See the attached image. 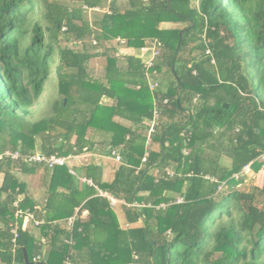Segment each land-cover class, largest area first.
<instances>
[{
  "label": "trees",
  "instance_id": "1",
  "mask_svg": "<svg viewBox=\"0 0 264 264\" xmlns=\"http://www.w3.org/2000/svg\"><path fill=\"white\" fill-rule=\"evenodd\" d=\"M117 1L0 0V264H264V177L237 189L264 166V0ZM113 150L109 180L70 166ZM38 152L66 164L23 159Z\"/></svg>",
  "mask_w": 264,
  "mask_h": 264
},
{
  "label": "rangeland",
  "instance_id": "2",
  "mask_svg": "<svg viewBox=\"0 0 264 264\" xmlns=\"http://www.w3.org/2000/svg\"><path fill=\"white\" fill-rule=\"evenodd\" d=\"M119 5L120 6H124V4L122 2H120ZM83 9H84L85 17L89 21H92V19L94 18V16L96 14H97V16H101L102 13L105 11V10H103L101 8H99L96 11L95 10H92V9L85 8V7ZM184 25H185L184 23H179V24H175L174 26L182 27ZM170 26H171V24H170ZM61 44L62 45H68L70 47H73L72 42H69V41H63V40H61ZM112 45L117 48V53L116 54H117V57H119V59L121 61H124L125 54H127L128 52H133L134 51V50H130V49L123 48L121 46L119 47V45H116L115 43H112ZM77 47L78 46H75V48H77ZM104 47H108V46L106 44H104L102 46V48L99 49V51L100 50H103ZM89 50L90 51H93V49H89ZM111 53L114 54L113 51ZM104 64H105V58L102 57V56H97V57H95V58H93V59H91L89 61V67L91 68V70L93 71V73H95L96 75H101L102 74ZM55 87H56V79H55V76L52 75V76H50L46 80L45 92H49V90H51V89L53 90V89H55ZM43 98H45V97L43 96L41 98V100L39 101V103H42L43 102V100H44ZM118 120L120 121V119H118ZM90 155H91V153H85V154H82L80 156V159L71 160L70 166L72 164L81 165V164H86V163L90 162ZM261 157L259 158V160L263 161L264 159L261 158ZM109 161H110L109 162V165L112 168L117 163L115 160L114 161L113 160H109ZM228 162H229V159L227 157L223 156L222 157V163L223 164H227ZM244 175H245L244 176L245 180L243 181V183H241V184H239L237 186V189H240L241 191L250 190L253 184L254 185H261L262 184L263 177H264V166H262V169H260V171L258 173H255V172L253 173L252 171H250V172H248V174L245 173ZM31 176L29 177V179H28L27 176H24L23 179L29 180L28 182L31 184L36 179V176H40V175H39L38 172L35 171L34 174L31 175ZM113 208L115 209V212L117 213V215H119L118 219H119L120 225H124L125 224V221H124V218H123V215H122V211H121L120 204L119 203L114 204L113 205ZM84 214L86 215V212H84ZM85 215H84V217H85Z\"/></svg>",
  "mask_w": 264,
  "mask_h": 264
},
{
  "label": "built area",
  "instance_id": "3",
  "mask_svg": "<svg viewBox=\"0 0 264 264\" xmlns=\"http://www.w3.org/2000/svg\"><path fill=\"white\" fill-rule=\"evenodd\" d=\"M84 7L88 8V9L95 10V11L99 9V7H92V8H89L87 6H84ZM117 41L122 42V40L120 38H117ZM146 54H149V55L146 56ZM155 54H156V50H155V47L153 45H151V47L150 46L149 47H142L140 49V56L143 58V62L145 64H147V65L151 64V61H152V59H153ZM156 125L157 124H156L155 120H152V124L150 125L149 130H148L149 134L151 132L155 131V126ZM148 141H149V139H148ZM147 155H148V152H145L144 156L142 157V161L143 162L146 161ZM18 156H19V154L17 152L12 154L13 158L14 157H18ZM261 156L260 157L264 159V154L261 155ZM110 158L114 159L116 162L120 161V159H121L120 156L114 150L112 151V154H111ZM23 159L26 160L27 162H31V161L42 162L43 161V162H45V164L48 167H52L54 165H64V164H66V159L64 157H56V156L45 157L39 152L35 153V154H31V155L25 156V157H23ZM250 166H251L250 163L245 165L243 167L241 173H244V174L248 173L250 171ZM167 173L171 174L170 171H167ZM235 176H237V175H235ZM205 178H207V179H209L211 181H217L216 178L210 177L208 175L205 176ZM83 180H85L88 183L92 184L91 180H86V179H83ZM99 194L101 196H104V197L108 198L110 200V203H111L112 206L114 204H117V203H124V201L114 198L113 196H111L110 194H108L105 191L99 190ZM182 201H183L182 197H178L177 202H182ZM134 205L136 206V204H134ZM20 213H21L20 210L17 211L16 212V216L19 215ZM24 213L25 214L23 215V221H24V223H26L27 221L32 219V213L30 211H26ZM20 216H22V215H20ZM74 219H75L74 216H72V217L67 219L66 223H67V225L69 227H72ZM24 223H23V225H25ZM39 223H40V221L35 222V224H39ZM17 229H18V225L17 224L11 228V232L13 233L14 238H16V236H17ZM14 238H13V241H14ZM33 262H35V259H33ZM66 264H69V262H66Z\"/></svg>",
  "mask_w": 264,
  "mask_h": 264
},
{
  "label": "crops",
  "instance_id": "4",
  "mask_svg": "<svg viewBox=\"0 0 264 264\" xmlns=\"http://www.w3.org/2000/svg\"><path fill=\"white\" fill-rule=\"evenodd\" d=\"M120 2H122L124 5L126 3V0H118L117 4H120ZM97 16V14L95 15ZM94 16V17H95ZM95 159V160H100L103 166V178L106 180H109L112 177L113 174V168L110 167L109 165V160H112L110 157H107L103 154H98V153H91L90 155V160ZM82 163V162H81ZM41 170L39 171V175H40ZM32 177V176H31ZM41 176H36V179L34 180V182H32L29 185V191H31V193L37 197H39L41 195ZM29 179V177H28ZM0 181H1V177H0ZM120 204V203H119ZM84 213H83V217H84ZM119 217V215H118Z\"/></svg>",
  "mask_w": 264,
  "mask_h": 264
},
{
  "label": "water",
  "instance_id": "5",
  "mask_svg": "<svg viewBox=\"0 0 264 264\" xmlns=\"http://www.w3.org/2000/svg\"><path fill=\"white\" fill-rule=\"evenodd\" d=\"M24 260H25V263L26 264H46V263H44V262H30L29 260H28V257H27V255H26V253L24 252Z\"/></svg>",
  "mask_w": 264,
  "mask_h": 264
},
{
  "label": "bare ground",
  "instance_id": "6",
  "mask_svg": "<svg viewBox=\"0 0 264 264\" xmlns=\"http://www.w3.org/2000/svg\"><path fill=\"white\" fill-rule=\"evenodd\" d=\"M70 237V236H69Z\"/></svg>",
  "mask_w": 264,
  "mask_h": 264
},
{
  "label": "clouds",
  "instance_id": "7",
  "mask_svg": "<svg viewBox=\"0 0 264 264\" xmlns=\"http://www.w3.org/2000/svg\"><path fill=\"white\" fill-rule=\"evenodd\" d=\"M143 162V161H142Z\"/></svg>",
  "mask_w": 264,
  "mask_h": 264
}]
</instances>
